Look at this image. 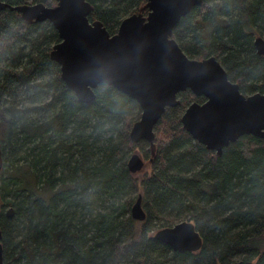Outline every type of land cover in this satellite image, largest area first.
Masks as SVG:
<instances>
[{"label":"trees","instance_id":"obj_1","mask_svg":"<svg viewBox=\"0 0 264 264\" xmlns=\"http://www.w3.org/2000/svg\"><path fill=\"white\" fill-rule=\"evenodd\" d=\"M85 1L89 20L110 35L124 18L148 12L147 0ZM259 36L264 0H202L170 37L189 59L214 57L248 96L264 94ZM59 41L49 21H25L0 8L3 264H264V140L246 135L220 154L206 149L182 127L185 109L204 102L186 90L178 106L166 108L152 142H133L138 103L106 84L91 103L78 102L50 58ZM135 150L151 159L141 177L127 168ZM138 196L143 221L130 214ZM184 220L201 236L199 251H173L153 238Z\"/></svg>","mask_w":264,"mask_h":264},{"label":"water","instance_id":"obj_2","mask_svg":"<svg viewBox=\"0 0 264 264\" xmlns=\"http://www.w3.org/2000/svg\"><path fill=\"white\" fill-rule=\"evenodd\" d=\"M56 2L54 7L33 4L15 8L0 3V8L16 10L25 21L52 24L60 41L53 46L50 58L59 65L61 79L78 102L91 103L97 86L106 84L138 103L141 115L129 134L133 142H152L154 128L166 108L178 106L177 95L186 90L203 97L204 102H193L185 109L182 127L206 149L220 154L229 143L246 135L264 140V94L243 95L214 57L189 59L170 37L178 21L202 0H147V15L124 18L113 35L101 22L89 20L91 6L85 0ZM254 47L258 55H264V37H256ZM1 167L0 157V171ZM142 167L141 157L131 154L128 170L133 174ZM130 214L135 220L145 219L140 196ZM12 215L10 208L6 216ZM153 238L177 252H197L202 246L194 224L186 220L157 230Z\"/></svg>","mask_w":264,"mask_h":264},{"label":"rangeland","instance_id":"obj_3","mask_svg":"<svg viewBox=\"0 0 264 264\" xmlns=\"http://www.w3.org/2000/svg\"><path fill=\"white\" fill-rule=\"evenodd\" d=\"M141 11V10H140ZM148 13V12H147ZM147 13H146V15H147ZM145 15V16H146ZM133 153H137L140 157H141V159H142V161H143V167L139 170V171H137V172H135V173H133L134 174V176L135 177H141V176H143L144 174H146V173H149L150 171H151V169H150V160H145L144 158H143V155L138 151V150H135ZM132 153V154H133ZM154 149H152L151 150V152H150V154L153 156L154 155ZM151 157V156H150ZM2 168H3V166L1 167V170H2Z\"/></svg>","mask_w":264,"mask_h":264}]
</instances>
